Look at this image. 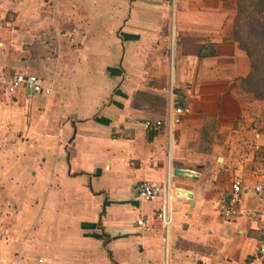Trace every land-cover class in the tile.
<instances>
[{
  "label": "crops",
  "instance_id": "crops-1",
  "mask_svg": "<svg viewBox=\"0 0 264 264\" xmlns=\"http://www.w3.org/2000/svg\"><path fill=\"white\" fill-rule=\"evenodd\" d=\"M163 1L0 0V72L52 88L0 98V263L264 264V104L239 90L238 0Z\"/></svg>",
  "mask_w": 264,
  "mask_h": 264
},
{
  "label": "built area",
  "instance_id": "built-area-1",
  "mask_svg": "<svg viewBox=\"0 0 264 264\" xmlns=\"http://www.w3.org/2000/svg\"><path fill=\"white\" fill-rule=\"evenodd\" d=\"M3 26L0 23V28ZM28 89L32 94H49L52 91L51 87H46L41 78L36 75L30 74H15L11 72H0V98L16 94L20 89ZM189 113V109L185 107H176L174 109V114L176 116H181ZM176 123L179 122V118H175ZM163 121H147L145 127L148 130H160L163 127ZM167 185H156L148 182H142L137 187V195L143 201H152L161 196L166 195ZM260 188H257V192ZM241 201H242V187L240 182H235L233 185V190L230 197L222 201L218 206V211L222 218L227 221H234L242 215L241 211ZM171 207L166 200L159 213L158 219L165 228H168L171 224ZM139 227L145 228V221L140 220L138 223ZM5 235L2 231V226L0 223V239ZM261 253L264 255V248ZM39 262H42L40 259ZM0 264H6L1 262ZM10 264H18L17 261H12ZM166 264H168L166 262ZM203 264V263H198Z\"/></svg>",
  "mask_w": 264,
  "mask_h": 264
},
{
  "label": "trees",
  "instance_id": "trees-1",
  "mask_svg": "<svg viewBox=\"0 0 264 264\" xmlns=\"http://www.w3.org/2000/svg\"><path fill=\"white\" fill-rule=\"evenodd\" d=\"M255 36L260 37L263 43H255ZM231 37L240 44L251 61V72L241 79L240 92L264 101V0L237 1ZM199 55L202 58L216 56L215 46L205 45Z\"/></svg>",
  "mask_w": 264,
  "mask_h": 264
},
{
  "label": "rangeland",
  "instance_id": "rangeland-1",
  "mask_svg": "<svg viewBox=\"0 0 264 264\" xmlns=\"http://www.w3.org/2000/svg\"><path fill=\"white\" fill-rule=\"evenodd\" d=\"M163 1V0H162ZM165 1V0H164ZM163 1V2H164ZM167 2V4H169V11H173V4H174V0H166ZM130 2H131V0H126V11H128V10H131V8H132V5L130 4ZM253 41L255 42V43H258V44H262L263 43V41H262V39L260 38V37H257V36H255V38L253 37ZM243 94V97H244V99H247V101L249 102V107L251 108V109H257V110H262L263 109V104H264V101H261V100H257V99H255L251 94H245V93H242ZM261 107V108H260ZM10 214H8V216H9ZM7 216V217H8ZM6 221L7 222H10L9 220H7V218H6ZM9 225V224H8Z\"/></svg>",
  "mask_w": 264,
  "mask_h": 264
},
{
  "label": "water",
  "instance_id": "water-1",
  "mask_svg": "<svg viewBox=\"0 0 264 264\" xmlns=\"http://www.w3.org/2000/svg\"><path fill=\"white\" fill-rule=\"evenodd\" d=\"M174 173H175V175H180V174H185V173H189V172L184 171V170H176Z\"/></svg>",
  "mask_w": 264,
  "mask_h": 264
}]
</instances>
